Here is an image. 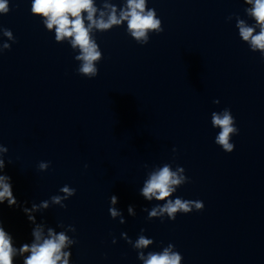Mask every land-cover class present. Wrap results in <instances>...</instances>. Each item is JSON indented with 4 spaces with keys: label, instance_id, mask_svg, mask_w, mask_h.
<instances>
[{
    "label": "water",
    "instance_id": "95a60500",
    "mask_svg": "<svg viewBox=\"0 0 264 264\" xmlns=\"http://www.w3.org/2000/svg\"><path fill=\"white\" fill-rule=\"evenodd\" d=\"M31 3L8 0L10 11L0 13V144L19 205L0 204V220L14 237L13 264L30 255L19 247L34 242L28 215L45 237L51 227L76 241L62 249L69 264H143L139 253H162L169 244L180 264H264V57L236 27L238 19L254 24L244 11L251 6L145 0L163 32L148 30L143 44L127 20L93 27L101 59L93 62L98 75L88 78L78 73L79 47L71 38L56 41L55 26L31 13ZM93 6L95 19L104 12L106 20L113 8L119 19L127 0ZM225 108L239 130L230 134L231 153L215 143L220 129L211 124V114ZM42 161L50 162L46 171L38 169ZM165 164L183 167L189 182L165 200H146L144 181ZM64 185L76 189L62 201L66 208L50 199ZM176 197L202 201L204 209L178 211L175 220L149 216ZM45 200L47 209L23 211ZM140 236L152 243L135 248Z\"/></svg>",
    "mask_w": 264,
    "mask_h": 264
},
{
    "label": "clouds",
    "instance_id": "9594fccd",
    "mask_svg": "<svg viewBox=\"0 0 264 264\" xmlns=\"http://www.w3.org/2000/svg\"><path fill=\"white\" fill-rule=\"evenodd\" d=\"M244 3L250 5L244 9L245 13L254 21L251 26L243 19H238L236 27L239 30V37L244 42H248L250 50L255 52L259 50L262 57H264V0H244ZM107 7V6H106ZM10 11L8 7V0H0V13L7 14ZM82 12L87 13V27L85 26V18ZM96 7L93 6V0H32L31 13L40 14L47 19L43 21L49 30L55 26V40L62 41L64 38H71L70 44L72 48L77 46L80 49V54L75 58L82 61L78 68V73L88 78H94L98 75V69L93 63L101 59V52L98 51L97 43L90 38V31L94 28L99 30L110 29L113 25H119L122 21L127 20V28L137 41L143 44L148 43L146 35L148 30H155L157 34L163 32L161 21L155 18V12L149 9L145 12V0H127L126 10L120 12L119 19L117 18L115 9L104 19L105 13H100V18L95 19ZM259 32L254 35L256 28ZM4 35L11 38V31L4 29ZM143 38V39H142ZM4 47H8L5 45ZM219 103V100L213 101ZM234 117L231 110L223 109L221 112H213L211 114V124L213 127L220 129L215 136V143L222 148L226 153H231L235 145L230 143V134L238 135L239 130L234 127ZM175 152V149H173ZM8 152V148L0 144V204L7 202L9 207L19 206L16 197L13 194L11 177L4 173L5 159L4 156ZM11 163V161H8ZM50 166V162H40L38 169L46 171ZM147 165H145L146 167ZM87 167V165L85 166ZM185 169L177 166L173 171L168 164L162 168L149 174V178L144 181L143 187L140 189V194L151 201L153 197L156 200H165L171 193L176 191L174 186H181L189 182V178L184 175ZM63 195L51 196V201L54 204H60L62 208L67 205L62 201L68 200L76 194V189L69 185H64L59 189ZM118 198L115 195L110 197L109 212L112 218L117 217L120 213L112 207L116 204ZM49 206L48 200L42 201L39 206L32 205V209L23 208L25 213L39 208L47 209ZM204 204L202 201L186 200L176 197L174 200H167L163 206L154 208L149 216L163 215L167 213L171 220H175V214L179 211L183 214L195 211H203ZM128 211L132 212V206H128ZM28 220L35 226L31 230V236L34 237V242L29 245L24 243L19 247V253H30L23 259V264H69L68 256L70 253L62 252V249L69 244L76 243L70 240L63 232L55 233L50 227L48 234L44 236L42 224L35 222V217L28 215ZM163 222V220H162ZM121 223L123 220L121 219ZM69 230L75 232L73 225H69ZM143 231V230H142ZM14 237L5 230L3 221L0 220V264H13V257L16 255V249L12 245ZM152 240L140 236L135 242L134 247L137 249L146 248ZM172 245L169 244L162 253L149 252L145 257L144 253H139V259L143 264H180L182 255L177 251H172ZM63 257V260H62Z\"/></svg>",
    "mask_w": 264,
    "mask_h": 264
}]
</instances>
